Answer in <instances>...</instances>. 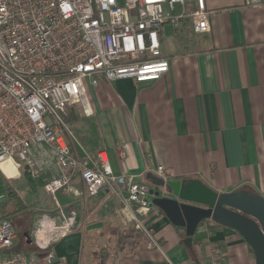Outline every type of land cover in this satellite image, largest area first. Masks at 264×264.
<instances>
[{
	"label": "crops",
	"instance_id": "1",
	"mask_svg": "<svg viewBox=\"0 0 264 264\" xmlns=\"http://www.w3.org/2000/svg\"><path fill=\"white\" fill-rule=\"evenodd\" d=\"M205 5L206 33L192 31L187 18L180 33L169 26V35L161 36L167 74L141 83L99 78L89 88L93 115L69 110V145L77 155L104 151L117 182L90 195L75 176L66 192L55 193L57 204L45 191L53 204L44 200L39 209V201L28 204L33 217L28 234L58 208L75 216L73 232L51 246L50 262L24 236L30 247L22 251L37 264H210L212 248L225 254L217 264H255L253 251L234 229L205 220L187 246L185 229L154 205L141 218L155 245L106 255V244L116 245L118 232L133 223L134 207H123L120 197L129 183L157 175L159 165L170 171L165 181L199 179L218 193L244 190L264 197V0L255 5L205 0ZM46 171L43 184L58 175L54 167ZM15 245L16 238L17 250Z\"/></svg>",
	"mask_w": 264,
	"mask_h": 264
},
{
	"label": "built area",
	"instance_id": "2",
	"mask_svg": "<svg viewBox=\"0 0 264 264\" xmlns=\"http://www.w3.org/2000/svg\"><path fill=\"white\" fill-rule=\"evenodd\" d=\"M262 0H246L255 5ZM187 18L192 31L206 33L209 12L205 0H0V172L1 162L40 178L54 167L58 175L43 184L53 196L66 192L75 176L85 192L96 195L106 184L117 182L104 151L77 155L67 140L65 121L70 109L93 115L89 88L99 78L113 81L132 78L136 83L159 80L170 68L161 53L166 25L180 33ZM164 180L169 169L156 168ZM14 175V176H15ZM149 186L131 182L120 197L125 208L134 207L133 223L155 245L147 213L152 195ZM5 196L0 197V203ZM57 204V201L55 199ZM128 222V221H125ZM75 216L58 208L42 217L30 231V241L55 258L54 241L73 232ZM16 232L0 209V264H37L24 251L14 249ZM225 254L212 248L210 264Z\"/></svg>",
	"mask_w": 264,
	"mask_h": 264
},
{
	"label": "water",
	"instance_id": "3",
	"mask_svg": "<svg viewBox=\"0 0 264 264\" xmlns=\"http://www.w3.org/2000/svg\"><path fill=\"white\" fill-rule=\"evenodd\" d=\"M151 205L159 208L170 222L185 229L183 242L192 237L205 220L237 231L253 251L255 264H264V197L256 192L235 190L218 193L199 179L165 181L148 175ZM164 190L169 195H161ZM28 242L29 234L25 233Z\"/></svg>",
	"mask_w": 264,
	"mask_h": 264
},
{
	"label": "rangeland",
	"instance_id": "4",
	"mask_svg": "<svg viewBox=\"0 0 264 264\" xmlns=\"http://www.w3.org/2000/svg\"><path fill=\"white\" fill-rule=\"evenodd\" d=\"M165 33L169 35L170 33L169 25L166 27ZM65 121H66V117H65ZM1 167L11 177L4 178L0 172V197L7 195L6 186L8 184L15 190L16 195H18L26 204H32L39 201L37 209L43 206L44 200L51 201L52 204L54 203L53 198L50 199L46 197V194L43 189V180L50 174L49 172L46 171V169L41 175V177L36 179L31 177L30 174L26 171V169H21V170L19 169V173L15 175L16 169L8 161L2 162ZM143 179H144V181H142L143 183H148L147 179L145 178ZM57 197L59 196L57 195ZM0 207H6L5 203L1 204ZM10 220L12 221L16 232L15 248L17 250L22 251L25 248L30 247V244L29 245L26 244L24 234L29 230V225L33 220L32 213L24 212L21 214L11 215ZM30 227L33 228L32 225ZM106 246L108 247L105 249L108 251L110 250V252H112L116 248L114 242L111 244H106Z\"/></svg>",
	"mask_w": 264,
	"mask_h": 264
},
{
	"label": "trees",
	"instance_id": "5",
	"mask_svg": "<svg viewBox=\"0 0 264 264\" xmlns=\"http://www.w3.org/2000/svg\"><path fill=\"white\" fill-rule=\"evenodd\" d=\"M70 114L71 112L68 111L66 120H68ZM6 188L7 195L4 202L6 207H0L4 217L10 219L11 215L20 214L32 209V205L26 204L18 195H16L15 190L10 185L7 184ZM4 203H0V205ZM143 243H147L146 236L141 230L135 227L134 223H132L124 230L118 232L116 249L113 252L108 251L106 255L109 257L117 255L118 252L121 254H126L128 252L130 253ZM24 252L28 253L27 251Z\"/></svg>",
	"mask_w": 264,
	"mask_h": 264
},
{
	"label": "bare ground",
	"instance_id": "6",
	"mask_svg": "<svg viewBox=\"0 0 264 264\" xmlns=\"http://www.w3.org/2000/svg\"><path fill=\"white\" fill-rule=\"evenodd\" d=\"M5 162V161H4ZM8 162H10V161H8ZM2 163V162H1ZM10 164L13 166V164L10 162ZM14 167V166H13Z\"/></svg>",
	"mask_w": 264,
	"mask_h": 264
},
{
	"label": "flooded vegetation",
	"instance_id": "7",
	"mask_svg": "<svg viewBox=\"0 0 264 264\" xmlns=\"http://www.w3.org/2000/svg\"><path fill=\"white\" fill-rule=\"evenodd\" d=\"M26 233H28V232H26Z\"/></svg>",
	"mask_w": 264,
	"mask_h": 264
}]
</instances>
